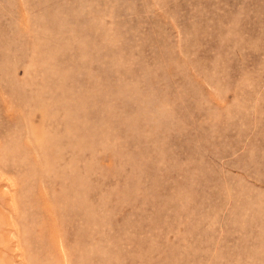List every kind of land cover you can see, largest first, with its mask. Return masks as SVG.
<instances>
[{"label": "rangeland", "instance_id": "obj_1", "mask_svg": "<svg viewBox=\"0 0 264 264\" xmlns=\"http://www.w3.org/2000/svg\"><path fill=\"white\" fill-rule=\"evenodd\" d=\"M0 264H264V0H0Z\"/></svg>", "mask_w": 264, "mask_h": 264}]
</instances>
